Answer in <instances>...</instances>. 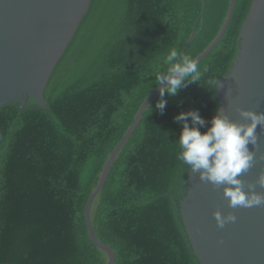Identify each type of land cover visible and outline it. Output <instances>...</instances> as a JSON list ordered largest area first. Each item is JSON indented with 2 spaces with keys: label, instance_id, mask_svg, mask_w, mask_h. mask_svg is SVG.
Here are the masks:
<instances>
[{
  "label": "trees",
  "instance_id": "obj_1",
  "mask_svg": "<svg viewBox=\"0 0 264 264\" xmlns=\"http://www.w3.org/2000/svg\"><path fill=\"white\" fill-rule=\"evenodd\" d=\"M252 2L237 1L224 36L197 65V84L165 94L163 114L158 95L116 157L91 209L114 264H200L180 213L190 170L177 159L182 125L174 117L198 110L206 122L200 131L210 127L220 106L212 81L229 73ZM230 3L92 1L47 85L48 105L29 98L0 108V264L108 263L89 236L87 202L159 86L167 55L196 60L220 33Z\"/></svg>",
  "mask_w": 264,
  "mask_h": 264
},
{
  "label": "water",
  "instance_id": "obj_2",
  "mask_svg": "<svg viewBox=\"0 0 264 264\" xmlns=\"http://www.w3.org/2000/svg\"><path fill=\"white\" fill-rule=\"evenodd\" d=\"M93 0H0V108L35 99L46 107L45 90L50 78L73 41ZM238 0H231L225 23L211 45L194 60L198 65L224 36ZM205 7V2H204ZM195 33L191 36L192 40ZM239 50L229 73L217 85V97L222 107L217 114L231 122L246 124L240 110L264 112V0H253L238 37ZM159 95L157 86L145 99L133 124L109 157L97 188L86 205V222L92 242L114 264L113 249L96 236L91 209L94 200L104 189L111 167L127 141L134 134L143 114ZM258 143L255 158L239 178L243 190L255 185L264 174V128L257 127ZM187 195L180 203L184 226L200 264H264V204L249 208L229 207L223 195V185L213 186L201 181L198 173H189L185 181ZM233 214L235 222L217 226L213 213Z\"/></svg>",
  "mask_w": 264,
  "mask_h": 264
},
{
  "label": "clouds",
  "instance_id": "obj_3",
  "mask_svg": "<svg viewBox=\"0 0 264 264\" xmlns=\"http://www.w3.org/2000/svg\"><path fill=\"white\" fill-rule=\"evenodd\" d=\"M165 69L156 75L159 81L160 99L156 108L163 114L167 101L165 94L176 96L186 84L196 83L201 79L202 72L196 62L187 56H182L176 50H171L165 61ZM206 71V69L204 70ZM217 87L220 81H212ZM151 108V107H150ZM222 107L216 109V114L210 120V127L205 132V120L198 110L181 112L174 117V122L182 125L179 135V153L177 159L186 165L190 172L198 173L201 181L211 183L215 187H223V195L228 200L229 207L249 208L264 204V195L255 191V185H248V191L243 190V181L239 178L252 167L255 153L248 145L257 146V127L264 128V112L240 110V115L246 124L231 122L226 116L217 114ZM257 183L264 187V174ZM217 226L223 228L226 223L235 222L236 216H222L220 212L213 213Z\"/></svg>",
  "mask_w": 264,
  "mask_h": 264
}]
</instances>
